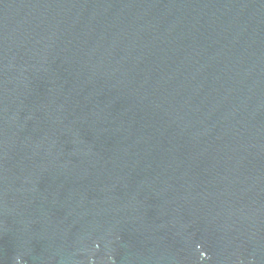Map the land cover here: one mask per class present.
Returning a JSON list of instances; mask_svg holds the SVG:
<instances>
[{
	"label": "water",
	"instance_id": "95a60500",
	"mask_svg": "<svg viewBox=\"0 0 264 264\" xmlns=\"http://www.w3.org/2000/svg\"><path fill=\"white\" fill-rule=\"evenodd\" d=\"M0 264H264V0H0Z\"/></svg>",
	"mask_w": 264,
	"mask_h": 264
}]
</instances>
